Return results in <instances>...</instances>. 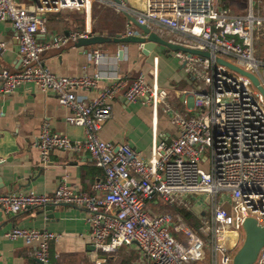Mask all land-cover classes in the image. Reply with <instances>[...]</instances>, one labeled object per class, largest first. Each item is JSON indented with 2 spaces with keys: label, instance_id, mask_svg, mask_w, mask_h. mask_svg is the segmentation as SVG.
Returning a JSON list of instances; mask_svg holds the SVG:
<instances>
[{
  "label": "built area",
  "instance_id": "2783aa9c",
  "mask_svg": "<svg viewBox=\"0 0 264 264\" xmlns=\"http://www.w3.org/2000/svg\"><path fill=\"white\" fill-rule=\"evenodd\" d=\"M94 1L129 14L127 0H118L119 4L113 0H0V23L11 24L20 59L17 71H0V92L6 96L32 85L42 93H52L58 105L70 113L67 123L83 129L82 147L93 165L103 171V178L91 185L90 192L73 189L64 175L52 194L0 195V213L6 218L47 205L76 206L87 214L94 251L106 259L135 246L150 264H196L205 259V245H209L211 264H232L243 241L245 220L252 218L264 226V101L247 77L219 64L218 59L254 75L264 86V62L253 54L254 29L264 24L254 9L264 10V0H247L245 15L231 14L220 0H144V9L136 13L137 24L158 32L167 29L185 39L168 40L170 43L210 53L208 58L173 53L196 81V90L182 93L193 102L195 116L172 110L167 104L168 91L148 83L143 75L134 80L126 76L109 79L97 97L88 100L77 93L98 89L99 73L58 76L43 65L44 52L91 36V30L84 27L42 40L45 15L64 11L89 14ZM140 35L127 21L124 37ZM4 51L5 45L0 43V54ZM90 59L97 65L102 53L95 50ZM118 96L147 105L154 113L163 105L172 114L176 138L169 142L154 139L147 159L129 145L101 140L100 132ZM35 147L43 166L51 151L78 148L54 134L47 121L40 126ZM196 192L209 198V215L204 212L198 217V231L208 240H202L178 218L179 225L172 231L171 215L149 209L155 197L172 206L182 204L181 195ZM3 237L32 247L40 264H50V245L60 238L45 230L18 227ZM253 264H264V247Z\"/></svg>",
  "mask_w": 264,
  "mask_h": 264
},
{
  "label": "crops",
  "instance_id": "0c3cea01",
  "mask_svg": "<svg viewBox=\"0 0 264 264\" xmlns=\"http://www.w3.org/2000/svg\"><path fill=\"white\" fill-rule=\"evenodd\" d=\"M220 4L233 15H245L248 11L247 0H220ZM236 5L241 8H236ZM126 6L129 14L135 17L136 13L144 9V0H127ZM256 11L258 16L264 13L263 9H254V14ZM79 17L80 25L74 28L72 22ZM126 25L127 20L121 12L97 1L92 3L89 14L81 11L47 14L46 35L41 37L42 40L48 41L53 36L84 27L91 30L90 37L96 40L90 44L74 42L60 49L46 51L41 61L58 76H91L99 73L102 79L98 89L77 93L88 100L96 98L98 91L108 85L109 79L126 76L134 80L143 75L148 83L168 91L167 104L172 110L195 116L193 102L182 93H189L198 87L174 56V51L157 47L146 56L137 44L113 42L115 35L124 36ZM161 30L151 31L167 41H185L179 34ZM0 43L5 45V51L0 54V71H17L20 65L18 44L9 22L0 23ZM95 50L102 53L97 65L90 59ZM186 100L189 102L185 104ZM164 111L163 105H159L154 113L147 105L129 103L118 96L113 101L111 117L103 125L100 138L105 142L129 145L141 158L147 159L151 155L154 139L169 142L177 136V128L171 123V112ZM69 114L58 105L52 93H42L32 85H23L6 96L0 92V195L11 192L52 194L64 175L73 189L90 192L91 185L103 178V171L93 165L82 147L83 129L67 123ZM45 121L54 134L67 138L78 148L51 151L48 162L43 166L35 142L40 126ZM152 200L149 205L151 211L157 202L154 198ZM204 212L202 209L199 214H193L198 218ZM86 217L84 209L70 205L55 206L48 211L44 207L30 208L6 218L0 213V264H38L33 257L32 247L26 246L21 240L8 241L3 237L14 227L45 230L60 236L50 245V264H150L135 246L118 250L111 255L113 258L109 256L108 259L106 255L94 251Z\"/></svg>",
  "mask_w": 264,
  "mask_h": 264
},
{
  "label": "water",
  "instance_id": "95a60500",
  "mask_svg": "<svg viewBox=\"0 0 264 264\" xmlns=\"http://www.w3.org/2000/svg\"><path fill=\"white\" fill-rule=\"evenodd\" d=\"M115 3L119 4L118 0H113ZM122 15L126 18V20L136 27L140 32L141 35L138 37H124L120 34L115 35L113 42L119 44H137L139 45L142 54L149 55L153 52L157 47H162L164 49L172 50L174 52H183L191 55H197L201 57L208 58L210 56L209 52L206 51H199L194 49H188L182 47L180 45L172 44L167 41L165 38L159 36L157 33L151 31L150 28L139 25L136 22L135 17L128 14L126 10L121 11ZM96 39H91V37L79 39L76 43H94ZM108 41V39H107ZM122 51L119 52V56L121 55ZM218 63L237 72L238 74L247 77L252 85L256 88V90L261 94L263 101H264V86L260 85V82L257 77L250 73H246L243 70L235 67L234 65L218 59ZM205 205H209V198H206L204 201ZM55 206L47 205L44 207L46 211L53 209ZM204 213H202L203 215ZM243 241L240 248L236 251L232 264H253L257 258L259 250L264 247V226L258 225L256 220L249 218L246 219L243 224ZM38 264H40L37 261Z\"/></svg>",
  "mask_w": 264,
  "mask_h": 264
},
{
  "label": "rangeland",
  "instance_id": "374dc122",
  "mask_svg": "<svg viewBox=\"0 0 264 264\" xmlns=\"http://www.w3.org/2000/svg\"><path fill=\"white\" fill-rule=\"evenodd\" d=\"M236 8H241V7L239 5H236ZM243 9L245 10V8H243ZM255 15H258L257 11L255 12ZM260 16L264 17V13H261ZM79 20H81L80 17L73 20V21H75V22H72L74 28H76V26L80 25ZM253 37H254V46H253L254 57L257 60L264 62V25L261 28L256 27L254 29ZM202 169L206 171L207 166L206 165L202 166ZM179 198L181 199L182 204H179V205L173 204V207H176L177 210L187 211L190 213L194 212V213L199 214L201 212V210L204 209L206 214L209 215L210 207L205 205V203H204V200L206 198V193H201V192L188 193V194L181 195V197H179ZM156 204H157V202H156ZM151 209H152V212L155 214L166 213V214L171 215L172 222H173L171 224V230L172 231L176 230L177 226L179 225V222H178L177 217H176L177 214L175 212L171 213L172 208H169V204L167 202L160 200V205L159 206H152ZM187 227L189 229H191L192 232H194L196 235H198L202 240H208L209 239L208 236L202 235L201 232L198 231L197 229H195L194 227H191V226H187ZM178 234H179V239H181L180 237H182V236L180 235V232H178ZM205 251H206L205 259L201 262L196 263V264H211V253H210V246L209 245H205ZM112 258H113V256H112Z\"/></svg>",
  "mask_w": 264,
  "mask_h": 264
},
{
  "label": "trees",
  "instance_id": "16d2710c",
  "mask_svg": "<svg viewBox=\"0 0 264 264\" xmlns=\"http://www.w3.org/2000/svg\"><path fill=\"white\" fill-rule=\"evenodd\" d=\"M191 116V115H189ZM156 199L157 201V204L155 206H159L160 205V200L158 198H154ZM154 201V200H152ZM169 208H172V212H175L177 215L176 217L178 219L181 220V222L183 224H186L187 226H191V227H194L195 229H199V226H200V222H199V219L196 218V216L193 214V213H190V212H187V211H180V210H177L176 207H173L169 205Z\"/></svg>",
  "mask_w": 264,
  "mask_h": 264
}]
</instances>
